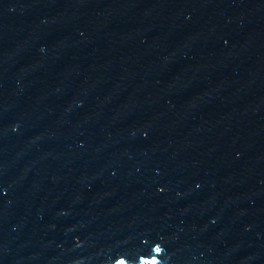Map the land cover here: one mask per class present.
Returning <instances> with one entry per match:
<instances>
[{
	"label": "water",
	"instance_id": "1",
	"mask_svg": "<svg viewBox=\"0 0 264 264\" xmlns=\"http://www.w3.org/2000/svg\"><path fill=\"white\" fill-rule=\"evenodd\" d=\"M0 264H264V0H0Z\"/></svg>",
	"mask_w": 264,
	"mask_h": 264
}]
</instances>
